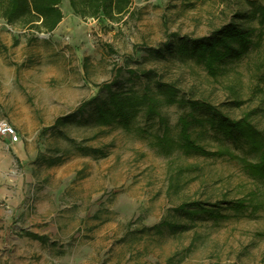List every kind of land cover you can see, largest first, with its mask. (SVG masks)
I'll return each instance as SVG.
<instances>
[{"label":"rangeland","instance_id":"rangeland-1","mask_svg":"<svg viewBox=\"0 0 264 264\" xmlns=\"http://www.w3.org/2000/svg\"><path fill=\"white\" fill-rule=\"evenodd\" d=\"M257 5L264 0H130L111 20L84 19L62 0L63 17L50 32L0 19V120L18 135L17 141L0 135L8 155L0 160V264H264V179L243 166L260 154L220 139L208 128L209 110L168 103L154 84L169 82L178 96L224 115H250L263 129L264 22L251 13ZM233 22L251 40L259 33V44L224 59L215 76L163 46ZM114 70L120 73L113 89L151 85L159 113L142 109L127 126L95 124L100 86ZM146 71L148 78L136 76ZM89 99L82 114L54 123ZM188 111L202 117L193 125L197 143L228 146L239 158L181 150L176 121ZM163 132L164 143L155 138ZM51 156L61 161L48 165ZM235 199L255 205V214L235 215ZM194 200L217 204L220 216L173 214ZM162 220L176 225L160 231Z\"/></svg>","mask_w":264,"mask_h":264},{"label":"trees","instance_id":"trees-1","mask_svg":"<svg viewBox=\"0 0 264 264\" xmlns=\"http://www.w3.org/2000/svg\"><path fill=\"white\" fill-rule=\"evenodd\" d=\"M62 0H0V19L5 20L9 24L20 28H27L38 32H50L56 28L61 21L63 14L59 7ZM71 9L80 17L86 18H101V19H119L129 7L130 0H68ZM253 17H259L260 23L264 22V5L255 6L252 11ZM261 35L258 33V39ZM176 40H171L163 45L169 52H178L179 57L190 56L196 60L198 64H203L206 71L215 76L220 67L219 64L227 57L239 58L245 53L249 44L258 45V39L251 40L249 38L248 29L245 30L240 24L230 23L214 31L210 36L203 38L188 40L185 37H175ZM235 40V44L231 43ZM162 55L160 50H155ZM119 68V65L117 66ZM117 70V69H116ZM114 70L113 78L100 86V89H105L103 98L95 103L96 115L94 123L98 125H124L127 126L135 119L138 113L144 109L148 115H157L158 98L153 94L151 85H144L141 91L133 88L113 89L111 86L117 82V76L120 71ZM132 72V71H131ZM140 76L148 78L149 71L137 73ZM149 81V80H148ZM155 90L163 93V98L168 103H178L183 105L189 103L190 106H202L211 113L205 117L208 122V128L211 129L220 139H227L234 142H242L249 150L257 151L260 154V159L254 164L245 163L243 166L247 172L253 177L264 179V128L259 129L252 121L250 115H241L234 118L224 115L217 109L205 102L194 99L180 97L177 94V88L169 83L159 80L155 81ZM91 103V99L84 101L80 107L72 114L63 117H57L55 124L63 126L67 118H72L75 114H82L85 107ZM146 115V116H148ZM202 117L194 115L191 111L180 114L177 117V135L176 144L181 146V150L185 152H198L204 155L218 156L225 155L231 159L239 158L230 147L223 146L222 149L209 150L202 144L197 143L196 138L192 136L193 125L201 122ZM209 132V131H207ZM161 137H160V136ZM156 135L155 138L159 142H165L166 132ZM85 151L86 149L82 148ZM90 151V149H88ZM94 152L99 149H92ZM61 161V157L51 156L45 159L48 165H54ZM230 206L235 215L245 213L255 214V205H251L248 200L235 199L231 201ZM260 208V205H258ZM173 214H185L190 218H194L198 214H210L220 216L219 207L217 204L206 205L204 202L197 200L184 201L173 209ZM226 216V215H225ZM163 224L169 227L176 225L174 221L162 220L158 227L163 231ZM179 224V223H178ZM41 243H49L41 235L27 233Z\"/></svg>","mask_w":264,"mask_h":264},{"label":"built area","instance_id":"built-area-1","mask_svg":"<svg viewBox=\"0 0 264 264\" xmlns=\"http://www.w3.org/2000/svg\"><path fill=\"white\" fill-rule=\"evenodd\" d=\"M0 135L9 137L11 141L18 140V135L15 131L14 126L4 120H0Z\"/></svg>","mask_w":264,"mask_h":264},{"label":"crops","instance_id":"crops-1","mask_svg":"<svg viewBox=\"0 0 264 264\" xmlns=\"http://www.w3.org/2000/svg\"><path fill=\"white\" fill-rule=\"evenodd\" d=\"M14 146L16 147V148H18V149H21L22 148V146H21V144H20V142H15L14 143ZM1 149V148H0ZM1 158H0V160L1 159H7L8 158V155H7V152L6 151H3V149H1ZM9 160V159H8Z\"/></svg>","mask_w":264,"mask_h":264}]
</instances>
